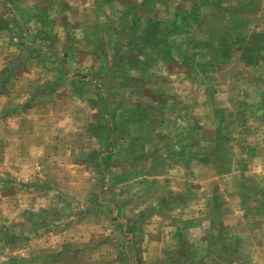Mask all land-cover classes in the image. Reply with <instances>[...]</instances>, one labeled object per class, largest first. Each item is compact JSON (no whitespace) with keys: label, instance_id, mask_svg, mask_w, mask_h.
<instances>
[{"label":"rangeland","instance_id":"1","mask_svg":"<svg viewBox=\"0 0 264 264\" xmlns=\"http://www.w3.org/2000/svg\"><path fill=\"white\" fill-rule=\"evenodd\" d=\"M36 6L0 47V264H264V0Z\"/></svg>","mask_w":264,"mask_h":264},{"label":"crops","instance_id":"2","mask_svg":"<svg viewBox=\"0 0 264 264\" xmlns=\"http://www.w3.org/2000/svg\"><path fill=\"white\" fill-rule=\"evenodd\" d=\"M40 1L41 0H0V18L2 20H11L9 27L4 25L2 23L3 21H1L0 24V47H2V49H8V46H10L9 50H16L18 48L23 49V47L18 44L15 33L25 30L26 24L23 22V18H26L28 23H33L34 20L39 18V10L35 8ZM33 26L32 24V27ZM182 233L184 234L183 231ZM183 234L182 236H184ZM181 238L184 239L185 237Z\"/></svg>","mask_w":264,"mask_h":264}]
</instances>
